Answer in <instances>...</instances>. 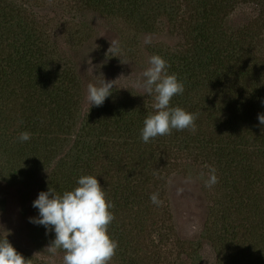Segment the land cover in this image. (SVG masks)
I'll use <instances>...</instances> for the list:
<instances>
[{
    "label": "trees",
    "instance_id": "trees-1",
    "mask_svg": "<svg viewBox=\"0 0 264 264\" xmlns=\"http://www.w3.org/2000/svg\"><path fill=\"white\" fill-rule=\"evenodd\" d=\"M16 1L0 0V155L5 161L28 176L47 172L45 186L57 193L74 188L80 175H97L112 203L108 234L125 264L172 262L163 248L168 235L158 233L157 242L152 240L155 221L145 212L148 194L166 186L173 162L184 159L214 169L222 201L211 234L224 264H264V125L257 119L264 115V0H187L182 7L175 0L84 1L93 11L129 17L140 30L152 31L157 19H165L183 38L181 47L160 56L184 85L170 106L194 114L195 130L173 129L148 143L140 139V129L152 106H95L80 121L75 75L52 65L48 35ZM241 7L256 8L260 18L234 28L230 19ZM75 121L78 134L68 144L61 135ZM22 132L30 134L28 141L18 140Z\"/></svg>",
    "mask_w": 264,
    "mask_h": 264
},
{
    "label": "rangeland",
    "instance_id": "rangeland-1",
    "mask_svg": "<svg viewBox=\"0 0 264 264\" xmlns=\"http://www.w3.org/2000/svg\"><path fill=\"white\" fill-rule=\"evenodd\" d=\"M35 1L29 6L22 0L15 3L19 9H26L30 20L42 25L48 35L46 41L52 65L75 75L78 85L76 110L80 121L95 107L89 106L87 101L88 84L102 78L112 81L114 87L99 109L114 105H153V96L145 94L141 86V74L148 67L150 56H160L167 49L181 47L183 38L177 26L157 19L152 31L140 30L121 13L111 15L88 9L83 4L85 0H49L43 5H35ZM175 4L182 7L187 0H175ZM255 9L239 8L231 16L230 25L242 28L253 23L260 18ZM146 39L150 43H145ZM14 115H17L16 110L10 113ZM75 124L61 135L68 144L78 134L79 123L75 121ZM23 171L9 165L0 155V238L7 234L6 238L26 259V264H63V250L50 253L47 248L54 233L29 222L30 217L38 215L32 201L40 191L48 189L44 183L47 172L28 176ZM211 174L205 166L178 159L170 166L166 186H158L154 191L159 196V210L150 203L153 193L148 194L149 208L145 216H150L149 220L155 221V225L147 229L150 228V237L155 242L158 233L168 235L163 248L171 252L168 259L171 258V264H224L221 247L211 234L222 201V187L218 181L206 186ZM177 252L180 254L174 258ZM108 264H125L118 250Z\"/></svg>",
    "mask_w": 264,
    "mask_h": 264
},
{
    "label": "clouds",
    "instance_id": "clouds-1",
    "mask_svg": "<svg viewBox=\"0 0 264 264\" xmlns=\"http://www.w3.org/2000/svg\"><path fill=\"white\" fill-rule=\"evenodd\" d=\"M145 43H150L149 39ZM113 46L116 42H112ZM169 65L159 55L148 59V67L142 72L141 86L145 94L153 96V112L143 120L140 139L148 143L151 138L171 134L173 129L194 131L195 115L179 106H170L173 96L184 92V85L175 73L168 72ZM114 85L104 78L87 86L89 106H101L110 96ZM259 123L264 125V115L258 114ZM30 139L28 132L20 133L18 140ZM206 186L217 182L215 170L210 169ZM97 175H80L76 186L63 193L48 187L40 191L32 201L38 210L36 217L29 222L43 226L54 233V239L47 247L50 253L63 250V264H108L115 255L117 243L108 234V225L114 216L110 209L111 201L97 180ZM153 204L159 205L158 194L149 197ZM0 238V264H26V259L6 238Z\"/></svg>",
    "mask_w": 264,
    "mask_h": 264
}]
</instances>
